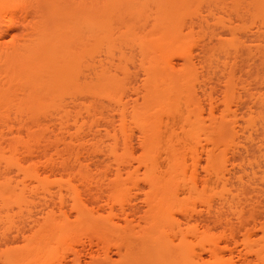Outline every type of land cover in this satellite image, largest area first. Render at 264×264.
I'll return each instance as SVG.
<instances>
[{
	"label": "bare ground",
	"instance_id": "1",
	"mask_svg": "<svg viewBox=\"0 0 264 264\" xmlns=\"http://www.w3.org/2000/svg\"><path fill=\"white\" fill-rule=\"evenodd\" d=\"M0 264H264V0H0Z\"/></svg>",
	"mask_w": 264,
	"mask_h": 264
},
{
	"label": "rangeland",
	"instance_id": "2",
	"mask_svg": "<svg viewBox=\"0 0 264 264\" xmlns=\"http://www.w3.org/2000/svg\"><path fill=\"white\" fill-rule=\"evenodd\" d=\"M204 14H206V12H205ZM218 14H219V15H224L223 13L221 14V12H220V13L218 12ZM224 16H225V15H224ZM209 19H210V18H209ZM247 25H249V24H247ZM217 29H218V27H217ZM217 29H216V30H217ZM221 30H222V29L219 28V30H218L219 32H218V31H217V32L220 33ZM225 32H226V31H223V32H222V35H221V33H220V36L223 37V38H224V36H225V37H228V35L226 36V34H228V33L226 32V34H225ZM214 41H215V40H214ZM196 53H197V51H196ZM131 69L134 70L133 67H132ZM139 77H140V78H139ZM138 78H139L138 80H140V79L142 78V75L138 74ZM217 94H218V93H217ZM52 118H53V117H51L50 119L48 118V121H49V120L51 121ZM115 119H116V121L118 120L117 116L115 117ZM50 121H49V122H50ZM54 121H55V118H54ZM52 122H53V121H52ZM54 130H56V129H54ZM72 130H74V126H73V125H70V131H72ZM74 131H75V130H74ZM74 131H72V132H74ZM56 132H57V131H54V133H53L54 135H53V134H50V135H52V136H50V137H51V138H50L51 140H53V139H54L53 137L56 135L57 138H60V137H61V139H62V138H65V140L67 139L66 142L69 141V136H66V134H64V135L62 134V136H63V137H62V136L60 135V133L58 132V133H59V136H60V137H58V133H56ZM103 132H104V131H103ZM9 135H10V134H9ZM10 136H11V135H10ZM56 136H55V138H56ZM63 140H64V139H63ZM104 140H106V139H104ZM53 141H54V140H53ZM92 141H93V140H92ZM92 141H91V142H92ZM104 142H106V141H104ZM134 142H137V141L135 140ZM230 216H231V215H230ZM230 216H229V217H230ZM262 216H263V215H261V217H262ZM232 217H233V216H232ZM235 219H236V218H235ZM235 219H234V217H233V218H232V221H233V222L235 221V223H236V220H235ZM218 229H219V228H218ZM86 246H87V245H86ZM86 246H84V248H86V250H87V248H89V246H88V247H86ZM86 256H87V255H85V257H83V258L85 259V261H84V259H83V263H87V262L89 261V257H86ZM114 257H115V255H114ZM86 258H87V259H86Z\"/></svg>",
	"mask_w": 264,
	"mask_h": 264
}]
</instances>
